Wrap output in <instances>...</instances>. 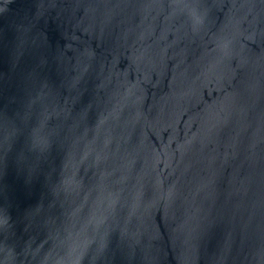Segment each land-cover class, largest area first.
Masks as SVG:
<instances>
[{
  "label": "water",
  "instance_id": "1",
  "mask_svg": "<svg viewBox=\"0 0 264 264\" xmlns=\"http://www.w3.org/2000/svg\"><path fill=\"white\" fill-rule=\"evenodd\" d=\"M0 264H264V0H0Z\"/></svg>",
  "mask_w": 264,
  "mask_h": 264
}]
</instances>
